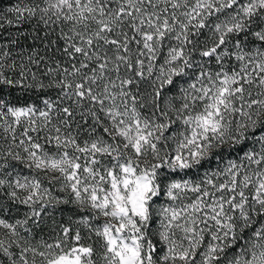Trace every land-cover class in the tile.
I'll return each instance as SVG.
<instances>
[{
  "label": "snow or ice",
  "instance_id": "snow-or-ice-1",
  "mask_svg": "<svg viewBox=\"0 0 264 264\" xmlns=\"http://www.w3.org/2000/svg\"><path fill=\"white\" fill-rule=\"evenodd\" d=\"M0 264H264V0L0 12Z\"/></svg>",
  "mask_w": 264,
  "mask_h": 264
},
{
  "label": "trees",
  "instance_id": "trees-1",
  "mask_svg": "<svg viewBox=\"0 0 264 264\" xmlns=\"http://www.w3.org/2000/svg\"><path fill=\"white\" fill-rule=\"evenodd\" d=\"M15 2V0H0V12H6L8 7L11 6L13 3ZM23 27H27V25H24ZM8 31H12L13 33H15L16 29L14 26H12L11 28H6L5 30H3L4 35H7ZM21 43L22 44H30L31 43V39L29 38L27 41H25L22 37H21ZM12 92V98L15 99L16 97H20V99L22 101H26V100H36L37 98V93L34 91H29V92H22V90L20 88H13L11 89ZM163 199V198H162ZM62 211L64 213L63 216L60 215L59 212H57L56 214V220L58 221H65L67 220L69 217H73V206L71 205H64L61 206ZM74 218V217H73ZM50 223V221H49Z\"/></svg>",
  "mask_w": 264,
  "mask_h": 264
}]
</instances>
